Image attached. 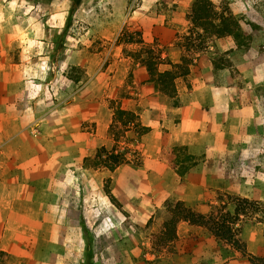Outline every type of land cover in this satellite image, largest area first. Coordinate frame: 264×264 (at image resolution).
Instances as JSON below:
<instances>
[{"label": "rangeland", "instance_id": "obj_1", "mask_svg": "<svg viewBox=\"0 0 264 264\" xmlns=\"http://www.w3.org/2000/svg\"><path fill=\"white\" fill-rule=\"evenodd\" d=\"M6 3L7 10L2 8ZM14 10L20 14H13ZM155 21L170 29L151 32ZM139 22L145 30H139ZM12 24L19 29L12 30ZM7 38L13 40L11 63L20 65L24 76L29 71L42 94L40 108L47 110L51 102L57 103L62 90L91 88L89 78L95 71L94 87L102 93L112 79L119 87L118 96L128 101L122 107L123 100L101 96L102 122L111 118V123L99 146L92 141L95 121H85L78 135L37 126L33 159H19L13 175L11 161L0 156V264H88L89 257L92 264H157L165 254L175 257L171 253L177 246L191 244L190 238L177 237L181 220L198 225L195 230L200 236L210 238L222 259L233 264H250L252 255L264 257V0H81L74 6L72 0H31L29 4L0 0V39ZM178 49L180 60L172 62L166 54ZM196 56L204 57L212 71V89L227 103L222 122L230 124L228 157L222 160V173L229 188L216 192L215 202L202 211L182 203L206 218L221 216L238 245L216 237L204 224L182 218L175 206L181 201L173 196H155L135 185L132 203L136 205L131 209L108 202L106 189H111V173L117 166H128L125 175L134 184L145 177L140 170L143 164L147 170H161L145 156L142 137L149 130H143L141 113L158 107L160 122L180 121L171 109L181 105L184 86L191 87L187 77L191 65H197ZM164 70L176 71V76L163 91L154 79ZM212 104L205 102L203 107L209 120L218 122L219 113ZM119 109L129 115H119ZM235 122L245 123L235 126ZM52 136L58 138L52 140ZM178 147L163 148L160 158L173 159L183 151ZM110 153L124 157L112 170L105 165ZM193 160L203 158L184 161L191 164ZM49 165L55 166L53 181L61 182L57 198L52 199L56 205L51 223L43 220L45 204L51 199L45 188L50 173L44 172ZM162 176L152 177L159 183ZM17 180L26 184L23 189L15 190ZM242 198L253 201V206L241 209ZM251 236L256 237L258 253L248 249Z\"/></svg>", "mask_w": 264, "mask_h": 264}, {"label": "crops", "instance_id": "obj_2", "mask_svg": "<svg viewBox=\"0 0 264 264\" xmlns=\"http://www.w3.org/2000/svg\"><path fill=\"white\" fill-rule=\"evenodd\" d=\"M20 1L27 4L31 2V0ZM11 3L13 2L11 1ZM8 5V3L2 4V8L7 10ZM11 7L15 9L14 6ZM14 13L20 14L18 10H14ZM28 13L29 11L27 15ZM139 24L141 25H137L139 30L146 29L142 23L139 22ZM133 26L135 27V25ZM122 27L123 25L120 24L119 31ZM10 28L12 30L14 28L19 29L16 24H12ZM10 28L6 27L5 29ZM169 29L156 21L150 24V31L154 33L158 30ZM12 41L11 38L0 39V156L5 155L11 161V175L15 172L13 165L18 163L19 159H33L30 157L35 154L32 149L36 146L35 128L37 126H49L50 130L55 131L57 128H62L64 135L67 134L66 136H68L73 133L81 134L85 121H90V123L95 121L97 132L94 136L92 135V141H96L94 145L99 146L100 137L106 133L109 123H111V118H109V122H102L104 118L102 108L105 103L102 102L101 96L106 95L105 97L109 99L123 100L122 107H124L125 101H128L118 96L120 90L116 86V81L113 82L111 79L110 82H107L106 88L110 83L111 86L109 89H103L101 93V88L93 86L97 73L96 71L92 72L89 78L91 88L86 85L75 90H62L59 92L58 102H51L52 105L49 106V109L44 110L38 104L42 94L36 90L31 82L29 71H27V76H24V72L20 70V65L10 61ZM26 43L28 44L30 41L27 39ZM166 55L172 62H178L181 50L178 49ZM193 62L197 65H191V73L187 77L191 87L188 89L186 85L184 86L185 93H180L181 96L184 94V98H181V105L171 109L174 114L179 115V122H160L161 110L158 107H153L152 110L145 109L143 114L141 113L143 120L141 124L150 128L142 137L145 156L156 161L161 170H147L143 164L140 170L144 172L145 177L136 184L126 178L125 174L129 169L127 165H119L111 173L110 193L117 199L122 209H131L136 205L132 203L135 196V185L148 192H153L155 196H173L176 201H181L197 211H202L204 206L215 202L216 192H228V181L222 173V169H225L224 165L222 166V160L228 157L226 136L229 134L230 124L224 120L222 122V118L226 117L227 114V103L222 102L221 93L219 94L216 89L213 91L212 71L204 57L196 56L193 58ZM112 77L116 76L113 75ZM205 102L213 103L216 113H219L218 122L209 120V114L203 107ZM223 108L225 113L222 116ZM239 123L245 122H235L234 125L237 126ZM51 138L54 140L58 137L52 136ZM169 145L182 146L185 148L183 149L185 153L179 151L176 156H173V159L170 156H167V159H161L162 149ZM4 148H7L8 151H5ZM223 148L224 151H222ZM65 153L60 152L61 155ZM180 153L183 154L182 159L178 158ZM197 157H202L203 161L193 160V164H190L189 161L186 164L184 161L190 158L197 159ZM82 158L83 155L81 156V167ZM54 169L55 166L52 165L44 169V172L48 173L49 171L50 173V182L45 185V188L50 191L49 197L51 199L45 204L43 220L49 223L53 222L51 219L52 211L56 205L52 199L53 197L57 198V191L61 188V182L53 181L55 180L53 178ZM180 170L183 171V175L180 174ZM158 173L163 175L159 183L154 181L155 179L152 177ZM2 185L3 181L0 179V188ZM25 185L24 182L19 183L17 180L14 188L21 190ZM71 190L78 192L77 187H71ZM64 196L65 194L62 193V197ZM108 202L113 205L110 200ZM142 206L143 204H140V207ZM176 227L177 237L180 240L190 238L191 244L181 248L180 245L177 246L179 247H176L177 251L171 253L175 257L170 259L169 255L165 254L157 264H233L231 260L222 259L221 251L212 246L210 238L200 236L199 232L195 230L198 225L181 220ZM86 228L85 233L87 234L89 231L87 226ZM257 239L260 240L258 237ZM50 240H52L51 237ZM248 243V249L251 253L259 252L258 247L255 246L256 237L251 236Z\"/></svg>", "mask_w": 264, "mask_h": 264}, {"label": "trees", "instance_id": "obj_3", "mask_svg": "<svg viewBox=\"0 0 264 264\" xmlns=\"http://www.w3.org/2000/svg\"><path fill=\"white\" fill-rule=\"evenodd\" d=\"M81 2V0H72L73 6L76 4H79ZM195 6V5H194ZM198 8V6H195V9ZM221 30L218 29L216 32H220ZM230 33H233L231 30H229ZM238 34V32L236 31V33H234L235 37ZM150 65V64H149ZM150 69V68H149ZM154 73V72H153ZM176 71H172V70H164V71H160L157 72L155 74V85H159L161 86V90H167L168 87L171 86V83L173 81V79L175 78ZM117 113L119 115H124L127 114L129 115V112H125L124 110H117ZM132 114L130 113V116ZM144 131H148L149 127H143ZM179 149H185L184 147L180 146L178 147ZM99 154V158H100ZM95 158V157H94ZM108 162L107 165L111 170L115 168L116 165L120 164L121 162H123L124 157L122 156L121 153H110L107 156ZM98 163V162H96ZM106 192L108 193L109 199L111 200V202H115L117 205H119L118 201L115 199V197L110 193V191L108 190V188L106 189ZM176 209L178 210V214H180V216H182V218H186L187 220H189L192 223H197L200 225H205L207 226L212 233L216 236L219 237L221 239L224 240H229L231 243H233L234 245H238V241L236 239L232 238V233L231 230L229 228L228 225L224 224L223 222V218H221V216H210L209 218L204 217L203 215L199 214V213H194L193 211H191L190 209L186 208L183 206L182 202H177L176 203ZM239 206L241 209H245L246 206H253V201H250L246 198H242L241 200H239ZM239 206H236V209L239 210L240 208H238ZM222 219V220H221ZM246 254V253H244ZM88 264H92L91 262V257L88 258ZM249 260H250V264H264V257H258V256H249Z\"/></svg>", "mask_w": 264, "mask_h": 264}]
</instances>
